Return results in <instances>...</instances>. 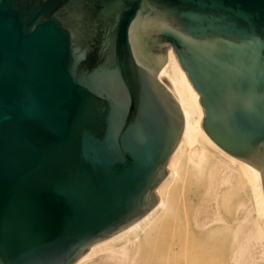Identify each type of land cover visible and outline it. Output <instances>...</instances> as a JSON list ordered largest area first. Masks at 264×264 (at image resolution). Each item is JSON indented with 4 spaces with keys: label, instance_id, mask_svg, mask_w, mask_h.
<instances>
[{
    "label": "water",
    "instance_id": "1",
    "mask_svg": "<svg viewBox=\"0 0 264 264\" xmlns=\"http://www.w3.org/2000/svg\"><path fill=\"white\" fill-rule=\"evenodd\" d=\"M169 48L264 193V0H0V264H73L158 203Z\"/></svg>",
    "mask_w": 264,
    "mask_h": 264
},
{
    "label": "bare ground",
    "instance_id": "2",
    "mask_svg": "<svg viewBox=\"0 0 264 264\" xmlns=\"http://www.w3.org/2000/svg\"><path fill=\"white\" fill-rule=\"evenodd\" d=\"M158 79L184 116L181 140L140 220L93 244L73 264H264L260 171L203 132L199 95L169 48Z\"/></svg>",
    "mask_w": 264,
    "mask_h": 264
}]
</instances>
